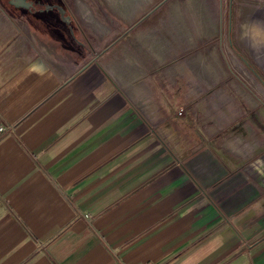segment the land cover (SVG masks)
<instances>
[{"label": "crops", "instance_id": "1", "mask_svg": "<svg viewBox=\"0 0 264 264\" xmlns=\"http://www.w3.org/2000/svg\"><path fill=\"white\" fill-rule=\"evenodd\" d=\"M26 29L0 21V264H264V146L178 121L147 55Z\"/></svg>", "mask_w": 264, "mask_h": 264}, {"label": "rangeland", "instance_id": "2", "mask_svg": "<svg viewBox=\"0 0 264 264\" xmlns=\"http://www.w3.org/2000/svg\"><path fill=\"white\" fill-rule=\"evenodd\" d=\"M45 1L68 9L87 50L114 44V54L147 55L146 72L157 70L162 86L175 87L178 121L216 131L212 143L228 138L238 150L251 149V141L264 146L256 121L264 125V0ZM9 20L0 8V21ZM21 25L35 41L34 30ZM166 116L158 109L156 117Z\"/></svg>", "mask_w": 264, "mask_h": 264}, {"label": "flooded vegetation", "instance_id": "3", "mask_svg": "<svg viewBox=\"0 0 264 264\" xmlns=\"http://www.w3.org/2000/svg\"><path fill=\"white\" fill-rule=\"evenodd\" d=\"M0 8L16 24L27 23L34 30V39L45 35L43 28L57 24L67 26L72 35L76 34L75 21L60 1L48 4L45 0H0Z\"/></svg>", "mask_w": 264, "mask_h": 264}]
</instances>
